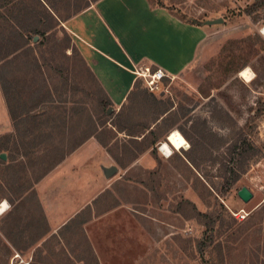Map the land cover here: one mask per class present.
Listing matches in <instances>:
<instances>
[{
    "label": "rangeland",
    "instance_id": "obj_1",
    "mask_svg": "<svg viewBox=\"0 0 264 264\" xmlns=\"http://www.w3.org/2000/svg\"><path fill=\"white\" fill-rule=\"evenodd\" d=\"M148 1L210 33L186 71L162 81L158 93L136 82L126 105L107 115L63 26L94 0H0V57L11 62L2 69L9 107L0 88L10 121L0 109V200L12 209L0 217V232L15 249L1 233L0 264H99L84 229L93 207L58 236L36 241L45 226L32 190L53 159L95 130L116 166H131L124 176L102 177L113 191L95 212L121 201L134 215L130 248L102 249V264H264V0ZM19 33L32 51L15 57ZM144 128L154 134L144 137ZM173 131L194 144V167L185 137L187 149L160 152ZM242 187L253 195L248 203L237 196Z\"/></svg>",
    "mask_w": 264,
    "mask_h": 264
},
{
    "label": "crops",
    "instance_id": "obj_2",
    "mask_svg": "<svg viewBox=\"0 0 264 264\" xmlns=\"http://www.w3.org/2000/svg\"><path fill=\"white\" fill-rule=\"evenodd\" d=\"M63 26L113 110L126 105L136 82L140 81L134 75V68L161 69L168 78L179 76L193 63L198 48L210 33L208 25L182 22L148 0H95L65 20ZM3 102L0 93L1 115L4 113L7 123L8 112ZM107 146L103 147L94 137L88 138L34 185L32 190L45 226L36 241L58 236L59 231L91 206V219L84 224V229L99 264H102V249L125 253L130 248L135 240L134 215L129 207L133 204L120 201L103 214H96L94 208L106 191H113L112 183L107 185L102 181V177L110 179L105 176L106 170L115 167L116 174L124 176L131 168L116 166ZM115 190L121 191V187ZM5 204L1 218L12 212V209L7 211L10 208L7 199L1 198L0 206ZM1 233L3 240L13 248Z\"/></svg>",
    "mask_w": 264,
    "mask_h": 264
},
{
    "label": "trees",
    "instance_id": "obj_3",
    "mask_svg": "<svg viewBox=\"0 0 264 264\" xmlns=\"http://www.w3.org/2000/svg\"><path fill=\"white\" fill-rule=\"evenodd\" d=\"M95 1V0H94ZM156 7V6H155ZM158 8H163V9H166L167 11H169L171 14H173L174 16H176L179 20H181L182 22H185V23H187V24H190V25H197V26H199L200 24H195L194 22H190V21H186V20H183L182 18H180L179 16H177L176 14H174L173 12H172V10H169V9H167V8H165V7H163V6H161V7H158ZM69 19V18H68ZM67 20V19H66ZM30 34H33V35H41V32L38 30V29H31V31H30ZM18 36H19V39H20V43L19 44H17V46L15 47L16 49L14 50L15 51V53H16V55H14L15 57H17V55H18V53L19 52H21V51H24V50H27V53L30 51H32V49H30V47L28 46V44H27V38L28 37H24L22 34H18ZM32 39H33V37H32ZM39 45V43L36 45V46H38ZM10 56V55H9ZM6 59H7V57L6 58H4V57H0V88L2 89V91H3V93H4V97H5V99H6V102H7V105H8V107H9V102L7 101V95H6V92H5V89H4V75H3V71H2V69H3V67L5 66L4 64L5 63H7V64H9V63H11V62H9L10 61V59L8 60V61H6ZM5 60V61H4ZM12 61V60H11ZM95 79V78H94ZM96 81V80H95ZM97 82V81H96ZM99 86V85H98ZM99 89H100V91H101V93H102V95H103V97H104V100H105V104H104V111H106L108 108H110V107H112V103L109 101V99L107 98V96H106V94L104 93V91L102 90V88H100V86H99ZM110 119H111V117H110ZM115 127H116V125H114ZM126 129V128H125ZM125 129H120V130H122V131H125ZM142 135H144V137L146 136L145 134L147 133V134H149V135H153L154 134V132L153 131H148V129L147 128H144L143 129V132H140ZM96 134H97V131L95 130V131H92L90 134H89V136L86 138V139H84V140H81L80 142H78V143H76V144H74L68 151H65V152H62V153H60V155H59V157H57L56 159H53V161H51V163L49 164V166H47L43 171H42V174L39 176V177H37L36 179H35V183H37V182H39L44 176H46L51 170H53L58 164H60L68 155H70L74 150H76V148H78L85 140H87L88 138H91V137H94L103 147H106L107 146V144L106 143H104L98 136H96ZM183 137H185V139L187 140V141H191V139L189 138V136H187V135H184L183 134ZM155 144V140H153L148 146H147V148H152V146ZM190 144H191V146L189 147V154H185V158L187 159V161L190 163V165H192L193 167H194V165H195V162H194V160L192 159V157H191V155H190V153H192L193 151H194V144L193 143H191L190 142ZM153 151V150H152ZM152 151H151V153H152ZM187 152V153H188ZM243 158V157H242ZM115 159V158H114ZM232 162V160H230L229 162H227V164L229 163H231ZM0 163H2V160L0 159ZM237 180H238V177L236 176V174H235V176H232V178H231V182L232 183H235V182H237ZM195 211V218H197V217H201V218H206V215H204V214H201V213H199L198 211H196V210H194ZM212 223L213 222H211V225H212ZM222 226L224 225L223 224V222H222V224H221ZM205 245H206V242L204 241V242H201L200 244H199V251H201L202 250V248L203 247H205Z\"/></svg>",
    "mask_w": 264,
    "mask_h": 264
},
{
    "label": "built area",
    "instance_id": "obj_4",
    "mask_svg": "<svg viewBox=\"0 0 264 264\" xmlns=\"http://www.w3.org/2000/svg\"><path fill=\"white\" fill-rule=\"evenodd\" d=\"M134 75L136 78L143 81L146 88L151 93H156V92L158 93L160 90L162 81H164L165 79H168L166 74L161 69L152 70L149 67L144 68V69L134 68ZM235 217L237 218L241 217L242 220L244 218V216L242 215L241 216L235 215Z\"/></svg>",
    "mask_w": 264,
    "mask_h": 264
},
{
    "label": "bare ground",
    "instance_id": "obj_5",
    "mask_svg": "<svg viewBox=\"0 0 264 264\" xmlns=\"http://www.w3.org/2000/svg\"><path fill=\"white\" fill-rule=\"evenodd\" d=\"M167 142L168 144L161 143V148L160 152L165 156L170 157L173 153L172 149L174 150H180V149H187L188 148V143L186 140L183 138L181 134H179L177 131L170 132V134L167 137ZM2 210H0V214L2 213Z\"/></svg>",
    "mask_w": 264,
    "mask_h": 264
},
{
    "label": "water",
    "instance_id": "obj_6",
    "mask_svg": "<svg viewBox=\"0 0 264 264\" xmlns=\"http://www.w3.org/2000/svg\"><path fill=\"white\" fill-rule=\"evenodd\" d=\"M215 23H219L220 20L218 21H214ZM34 41H37V37L34 38ZM111 112H113V108L110 107L107 109V115H109ZM0 159L2 161L6 160V155L5 154H0ZM117 169L115 167H110L109 169L106 170L105 176L107 178H111L112 176H114L116 174ZM237 196L238 198L243 201L244 203H248L253 195L252 193L246 188V187H242L238 192H237Z\"/></svg>",
    "mask_w": 264,
    "mask_h": 264
},
{
    "label": "clouds",
    "instance_id": "obj_7",
    "mask_svg": "<svg viewBox=\"0 0 264 264\" xmlns=\"http://www.w3.org/2000/svg\"><path fill=\"white\" fill-rule=\"evenodd\" d=\"M4 207H7V205L5 204V205L0 206V210H2V208Z\"/></svg>",
    "mask_w": 264,
    "mask_h": 264
}]
</instances>
